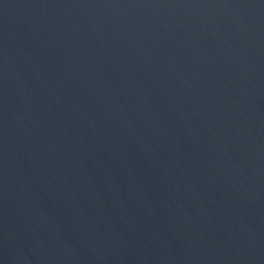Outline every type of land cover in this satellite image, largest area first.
Here are the masks:
<instances>
[{
	"label": "water",
	"instance_id": "water-1",
	"mask_svg": "<svg viewBox=\"0 0 264 264\" xmlns=\"http://www.w3.org/2000/svg\"><path fill=\"white\" fill-rule=\"evenodd\" d=\"M0 264H264V0H0Z\"/></svg>",
	"mask_w": 264,
	"mask_h": 264
}]
</instances>
